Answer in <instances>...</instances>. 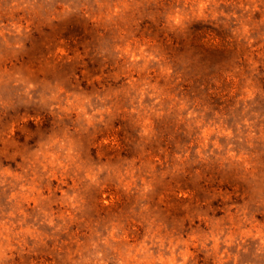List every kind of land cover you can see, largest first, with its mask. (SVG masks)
<instances>
[{
	"label": "rangeland",
	"instance_id": "rangeland-1",
	"mask_svg": "<svg viewBox=\"0 0 264 264\" xmlns=\"http://www.w3.org/2000/svg\"><path fill=\"white\" fill-rule=\"evenodd\" d=\"M0 264H264V0H0Z\"/></svg>",
	"mask_w": 264,
	"mask_h": 264
}]
</instances>
